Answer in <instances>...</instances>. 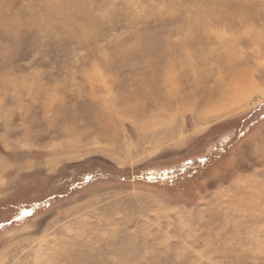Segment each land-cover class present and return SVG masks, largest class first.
Segmentation results:
<instances>
[{
	"label": "rangeland",
	"instance_id": "rangeland-1",
	"mask_svg": "<svg viewBox=\"0 0 264 264\" xmlns=\"http://www.w3.org/2000/svg\"><path fill=\"white\" fill-rule=\"evenodd\" d=\"M0 264H264V0H0Z\"/></svg>",
	"mask_w": 264,
	"mask_h": 264
},
{
	"label": "trees",
	"instance_id": "trees-1",
	"mask_svg": "<svg viewBox=\"0 0 264 264\" xmlns=\"http://www.w3.org/2000/svg\"><path fill=\"white\" fill-rule=\"evenodd\" d=\"M188 165H186L185 167H187ZM147 177V176H146ZM178 179H184V177L181 174H178Z\"/></svg>",
	"mask_w": 264,
	"mask_h": 264
},
{
	"label": "snow or ice",
	"instance_id": "snow-or-ice-1",
	"mask_svg": "<svg viewBox=\"0 0 264 264\" xmlns=\"http://www.w3.org/2000/svg\"><path fill=\"white\" fill-rule=\"evenodd\" d=\"M187 163H188L189 165H191L192 161H187ZM23 215H28V213L25 212V213H23Z\"/></svg>",
	"mask_w": 264,
	"mask_h": 264
}]
</instances>
